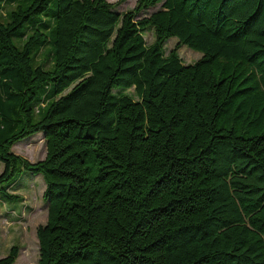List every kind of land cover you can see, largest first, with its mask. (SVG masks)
I'll use <instances>...</instances> for the list:
<instances>
[{"label":"trees","instance_id":"1","mask_svg":"<svg viewBox=\"0 0 264 264\" xmlns=\"http://www.w3.org/2000/svg\"><path fill=\"white\" fill-rule=\"evenodd\" d=\"M122 1L0 0V196L43 174L39 264H264V0Z\"/></svg>","mask_w":264,"mask_h":264},{"label":"rangeland","instance_id":"2","mask_svg":"<svg viewBox=\"0 0 264 264\" xmlns=\"http://www.w3.org/2000/svg\"><path fill=\"white\" fill-rule=\"evenodd\" d=\"M118 2L120 0H111ZM137 0H123L116 8L124 11L135 6ZM159 6V5H158ZM158 6L152 7L156 9ZM147 42L150 44L155 39L153 28L145 32ZM178 38L172 36L166 43V51L169 52L176 46ZM179 53L184 62H194L202 52L182 44ZM126 91L132 92L133 88ZM135 97H137L135 95ZM13 150L31 161L43 158L47 152V144L42 131H38L19 140L13 146ZM4 168V162L0 160V172ZM46 182L42 173L26 170L24 174L11 184L12 191L19 192L23 199H5L0 196V256L6 255L12 245H20L19 255L15 264H39V239L37 227L45 223L48 216V202L44 198Z\"/></svg>","mask_w":264,"mask_h":264}]
</instances>
